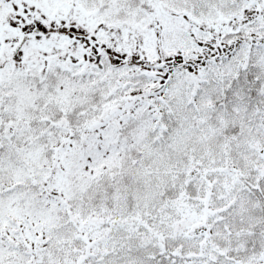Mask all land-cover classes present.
<instances>
[{
  "label": "snow or ice",
  "instance_id": "snow-or-ice-1",
  "mask_svg": "<svg viewBox=\"0 0 264 264\" xmlns=\"http://www.w3.org/2000/svg\"><path fill=\"white\" fill-rule=\"evenodd\" d=\"M0 264H264V0H0Z\"/></svg>",
  "mask_w": 264,
  "mask_h": 264
}]
</instances>
